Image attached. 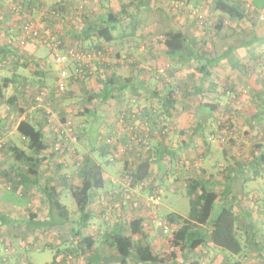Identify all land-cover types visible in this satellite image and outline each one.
<instances>
[{
	"label": "rangeland",
	"instance_id": "obj_1",
	"mask_svg": "<svg viewBox=\"0 0 264 264\" xmlns=\"http://www.w3.org/2000/svg\"><path fill=\"white\" fill-rule=\"evenodd\" d=\"M14 1H18L20 6L21 2L25 5L20 7L19 15L11 12V4ZM27 1L0 0V20L3 22L0 25L4 27L5 23L12 19L15 20L13 28L16 30L22 27L26 21L30 22L33 29L38 32V41L43 42L41 44H46L51 55L56 50L58 52L74 50L82 56L81 62L84 67H88V65L91 67V70H86L87 92L82 90L81 83L76 82L78 90L77 94L73 95L72 86L69 83L66 91L53 96L51 105H48L53 120L68 121L72 125L76 141L71 144V151L76 150L77 152L71 156L68 154L65 156L53 155L55 161L51 162L50 159L48 168L51 172L54 171L56 176H50L48 179L57 185L60 200L66 204L69 210L74 209V201L68 191L60 187L62 175L75 181V177H72L75 160L80 159L84 153H89L93 149L97 150L94 148V144L96 147L106 145L113 148L114 140L118 138L120 144L123 145L122 153L118 150L116 155L108 154L109 157L111 155L118 159L116 162H107V157L101 156L97 151L92 152V155L101 165L107 179L110 178L117 183L126 185L128 180L121 179L124 163L127 161L131 165L139 152L131 146L129 139L132 134L126 130H129V126L132 124L136 126V129L140 128L146 119L144 113L147 111L152 113V109L155 110L159 121L154 125H152V120L149 121L150 126L147 134L150 138V147L146 151L144 150L141 157L158 146L159 141L163 142L164 147L161 149L164 150V154L157 167H152L153 172L158 175L156 180L153 179L152 187L156 185L159 188L157 189L159 198L151 204L148 200L150 195L148 189L144 188L142 183L141 188L144 189L137 190L133 200L135 206L133 211L131 209L133 204L130 207L117 208L119 205L117 199L119 198L114 194L119 190L112 194L109 192L103 194V199L96 200V204L93 205V218L90 220L88 228L94 229V231H103L112 227L119 219L135 216L137 211L138 214L141 213L145 217L143 231L146 233L145 240L149 246L154 252L168 254L171 250L168 239L176 226L167 224L164 217L170 211L180 215L188 213L189 197L186 192V178L190 175H208L209 179L221 181L223 176L221 171L228 165H234L236 159H247L249 150L254 143L264 138V120L255 111L254 105L250 103L251 99L257 101V97L252 96V90H259L264 96V11H261L260 15H253L254 18L251 21L243 19L235 22L219 14V11H215L211 0H190L188 2L187 0H142L140 4L135 3L134 0H131L129 4L126 3L127 0H120V2L118 0L116 6L107 4L112 10L117 9L115 10L116 16L117 14L122 17L126 15L112 31L115 44L111 45L113 48L111 49L108 46L105 47V44L92 34L86 38L88 44L85 46H74L68 40L66 43H60L58 40L63 32L65 35L72 31L73 34L77 33L68 28L63 29L70 23L64 13L59 19L58 3L65 6L67 11L70 5L75 7V4L79 9L85 5L87 10L95 4L94 0H33L31 8ZM245 1L250 2L251 0ZM249 13L252 15L253 11L250 10ZM218 16L225 18L224 25L226 27L223 30L216 26ZM177 27L183 29L189 39L193 38L195 40L194 47L206 56H224L209 68L217 82L215 95L209 94L203 99L218 105L217 110L209 113L207 124L204 125V139L208 144L203 143L197 135L193 136L192 140L188 136L191 125L197 118L199 99L197 96L189 94L186 91V86L199 83L202 73L198 69L197 63L194 62V59L186 58L188 56L186 49L180 50L173 57L159 52L164 31ZM76 30L79 31V29ZM2 33L3 31L0 29V36ZM254 34L259 39L252 45L238 46L240 41L249 40ZM72 36L74 37V35ZM13 37L14 41H17V36ZM18 38L21 40L19 36ZM98 47H102V49L97 50ZM42 52H44L43 49ZM115 53L119 56L115 57ZM98 55L103 56L102 62L100 59L94 58ZM97 61L107 65L120 64L121 67H118L120 70L118 72L119 81L124 78L127 80L133 75L132 83L135 88L128 87L124 92L115 95L114 98L107 100L99 107L95 116H90L82 114L83 109L87 107L90 111L93 110L98 101L95 99L91 102H83L82 99L87 98L88 95L100 88L98 76L101 74L100 72L96 75L94 73ZM3 62L0 63V72L7 68ZM77 63L78 61L70 60L64 65L69 67L70 70H68L72 73L71 65L74 67V64ZM23 64L25 67L18 68L20 79L15 85V92H18L19 97H21L22 90L25 92V96L33 94L35 90L37 92L43 90L44 93L49 94L54 84L52 76H56L57 72L53 70V73L49 75L50 72L46 73L45 67L40 68L39 64L28 58ZM48 66L49 64L46 63V67ZM39 71L44 72L40 73L42 85H38L36 82ZM97 71L100 70L97 69ZM22 81L23 84H20ZM137 81L139 83L136 85ZM142 83L145 88L140 87ZM224 87L227 89L225 94L218 97ZM170 91H172L171 95H173L174 101L173 110H171V116L164 120L163 100ZM13 92V88H11L9 93ZM152 93L158 97L149 99ZM215 96L216 98H214ZM44 101L43 99L41 103L45 104ZM14 112L15 119L11 127L22 116L21 113V116L18 117V109ZM131 113H134L135 117L131 118ZM122 115L123 122H120ZM138 123L140 124L138 125ZM96 135L98 140L93 141V137ZM16 136L18 137L19 134L16 133ZM105 137H111L112 142H107ZM15 143L25 147V142L23 143L19 137ZM0 148L2 147L0 146ZM109 157L108 159H110ZM14 163V159H8L2 165L0 164V167ZM248 174H244L245 177H248L244 181V177L240 175V180L233 184V188L242 189L241 197L244 199L242 204L247 203V199L250 201L249 207L252 210L250 220L256 229V241H261L263 244L261 247L252 249L246 247L245 255L241 257V264H264V176L251 179V173ZM45 177V175L42 176L41 185L45 183ZM2 181L4 179L0 175V219H3L0 220V264H52V259L58 257L54 256L57 253L56 248L62 246L56 244L64 239L53 236L51 232L45 235L43 231L39 230L24 231L25 225L23 224L27 222L29 213L36 214L34 220H44L47 211L46 201L40 197L38 192L32 193L27 199L19 191H12L9 181L6 183ZM107 186L109 185L107 184ZM217 187L219 188V185ZM40 198L42 201L39 200ZM219 210L220 206L217 203L214 204L211 219L216 217ZM236 210L238 213L241 211L238 210V207ZM241 213L243 212L241 211ZM241 213L239 218L242 222L238 223L242 227L243 222L246 221ZM157 221H160L162 225H159ZM46 225L48 224L46 223ZM163 225L168 226L166 231H164ZM241 238L242 242L248 245L244 241L246 234ZM48 244L51 246L48 247ZM195 258L200 264L223 263L221 255L207 247L199 249ZM130 264L136 263L131 261Z\"/></svg>",
	"mask_w": 264,
	"mask_h": 264
},
{
	"label": "trees",
	"instance_id": "obj_2",
	"mask_svg": "<svg viewBox=\"0 0 264 264\" xmlns=\"http://www.w3.org/2000/svg\"><path fill=\"white\" fill-rule=\"evenodd\" d=\"M211 1L215 11H219V14L235 22L243 19L251 21L254 18L253 15H260L259 13L264 11V0H251L250 2L245 0ZM21 6H23L22 2ZM21 6H19L17 11H12V14H18ZM59 7L58 9L63 8V6ZM250 10L255 14L252 13L251 15L249 13ZM225 18L217 17L216 26L220 30L226 27L224 25ZM117 21L116 15L109 11L102 22L93 25L85 33L87 32L88 35L92 34L98 39L109 42L113 39L112 29ZM2 23V20H0V24ZM0 28H2V25H0ZM258 39L259 37L254 34L249 40L240 41L238 46H250ZM8 46L10 44H0V63L5 60L3 57L8 52L11 53ZM194 46L195 40L193 38L189 39L186 32L177 27L176 29H166L164 31V38L159 52L173 57L180 50L186 49L188 52L186 58L194 59V62L197 63L198 69L202 73L199 83L186 86V91L191 95L197 96L199 99L197 118L193 125H191L190 135L188 136L192 140V137L197 135L203 143L208 144L204 139V125L207 124L209 113L217 110L218 105L217 103L204 101L203 99L209 94L215 95L217 82L213 78L209 68L224 56H206ZM11 49L15 51V48L13 49L12 47ZM99 49L100 47L97 48V50ZM12 54L16 55L15 52ZM8 81L9 79H4L0 83L1 98H4L2 90L7 87ZM101 81L102 85L98 91L82 99L83 102H91L95 99L98 102L95 103L91 111L85 107L82 114L95 116L99 107L104 102L123 92L126 87L125 84H119V79L115 74H111L109 77L106 75ZM225 90L227 89L224 87L223 91L218 94V97L224 95ZM171 92L163 100L164 110L162 114H164V120H167V117L171 116V110H173L174 101ZM252 96L257 97V101L251 99L250 103L254 105L255 111L264 120V96L259 90H252ZM152 97L158 96L152 93L149 99ZM5 100L8 106L13 105L14 111L18 109V114L23 112V108L19 106L16 97L9 96ZM144 114L148 120H152V125L159 121L157 112L153 109L152 113L147 111ZM30 117L31 115L29 114L24 116L16 127L18 134L25 141V147L17 145H8L6 147L7 155L11 159H14L15 163L5 170L4 175L10 182L11 190L19 191L23 195L26 194L29 186L39 184V169L47 157L53 158V155L65 156L67 154L71 156L77 153L76 150L74 152L68 151L66 147L60 152L55 151L53 147L56 142V135L50 131L51 134L48 135V138H45L43 125L34 123ZM44 120L46 119L44 118ZM96 140H98L97 135L93 137V141ZM162 143V141H159V145L154 147L144 157H141L142 153L137 152L138 155L131 165L125 161L122 169L123 177L121 179L124 181L128 180L126 185L125 183H117V181L110 178L107 179L101 165L92 155V152L97 151L101 156L105 155L107 157V162H116L118 159L115 157L112 160L108 159V154H115L112 151L115 146L113 148H109L106 145L96 147V144H94V148L97 150L93 149L89 153H84L80 159L75 160V169L72 176L75 177V181L68 178V176L62 175L59 183L63 190L68 191L69 196L74 201V209L69 210L66 204L60 200V193L56 184H52L50 180L44 185L39 184V194L46 201L47 212L44 220H34L36 214L29 213L30 216L26 220L27 222L23 223L25 225L24 231L33 232L39 230L43 231L45 235L51 232L53 236L55 235L60 237V239H64L56 244L62 245L61 248H56V252L59 253L58 255L63 258L60 264H73L68 260L72 257L76 258V262L80 264H130L131 261H134L136 264H200L198 260H195V257L197 256V251L203 247H207L209 250L220 254L223 259L222 264H241V257L245 255L247 248L261 247L263 243L256 241V229L250 220L252 214V210L249 207L250 201L247 199L248 202L242 204L244 201L243 197H241L242 189L233 188V184L240 180V175L244 177L243 181L248 178L244 174L249 175L248 173H251V179L264 176V138L254 143L249 150V157L247 159H236L234 165L226 166L221 171L223 175L221 181L209 179L208 175H190L186 178V192L189 197L188 213L180 215L170 211L164 217L167 224L176 226L168 239L171 248L168 254L154 252L149 246V243L145 240L146 233L143 231L145 217L141 213L138 214L137 211L135 216L119 219L112 227L106 228L103 231H94V229L90 230L88 228L90 220L93 218V205L96 204V200L101 195L108 194V192L115 193L119 190L118 193L114 194L119 198L117 199L119 201L117 208L121 206L130 207L133 204L131 209L134 211L133 200L137 191L134 193V196L130 197L123 204L122 198L124 195L122 189L124 187L134 189L136 184L143 183L144 188L148 189L149 194L159 191L156 185L152 187L153 179L156 180L158 178L157 173L153 172L152 167H157L164 154V150L161 149L164 147ZM69 144L71 145L72 142L68 140L67 146ZM1 147L0 150L3 149L4 145ZM107 184L109 186L106 187ZM218 185L219 188L217 187ZM144 188H141V190ZM216 203L220 206V210L216 217L211 219V212ZM237 207L243 213L241 211L238 213ZM240 213L246 221L243 222L242 227L239 225L242 222L239 218ZM244 234H246L244 241L248 245L242 242L241 237ZM49 246L51 244H48ZM57 253L54 256L57 257ZM256 254H258L257 251Z\"/></svg>",
	"mask_w": 264,
	"mask_h": 264
},
{
	"label": "crops",
	"instance_id": "obj_3",
	"mask_svg": "<svg viewBox=\"0 0 264 264\" xmlns=\"http://www.w3.org/2000/svg\"><path fill=\"white\" fill-rule=\"evenodd\" d=\"M141 1L142 0H134V2L137 3V4L142 3ZM93 2L95 4L92 5L87 10H86L85 5H83L82 9L81 8L79 9L77 4H75V7L70 5L68 11H67L65 6H63L64 9L63 8L59 9V11H60L59 12L60 13L59 19L61 18L62 13H64V15L65 14L67 15V18L69 19V23H70L67 27H63V29L65 30V29L68 28L70 30H74V32L75 31L77 32V33L73 34L72 33L73 31H72L68 35H65V32H63V34H61V38L58 39V40H60V43H64V42L66 43V40H68V42L70 44L72 43L74 46H82V45L85 46L86 44H88V41H86V38L88 37V33L87 32L85 33V31H89L90 28H92L93 25L102 22V20L105 18V16L107 15V13L109 11H111V12H113L115 14V10H117L116 8L114 10H112L110 7H108L107 4L109 3L111 6H116V4L118 3V0H94ZM99 2H100V4H99ZM119 2H120V0H119ZM130 2H131V0H127L126 3L129 4ZM27 4H29V8H31V5L33 4V0L31 2H30V0H28ZM58 4H59V6H62V5H60L61 3H58ZM23 6H25V5L23 4ZM136 6H138V5H136ZM72 7H74V8H72ZM141 7H145V6H141ZM131 9H132V7H131ZM9 13H10V10H9ZM19 13L20 12H18L17 15H19ZM125 16L122 17V16L117 14L116 17L118 18V21L114 24V27H113L112 31L114 29H116L115 26L117 25L118 22L121 23L123 21ZM11 18H13V17H11ZM14 21L15 20L11 19L10 22L7 21L5 23L4 27L0 28L3 31L2 35L0 36V44H2V43L10 44V46H8V47H10V52H11V53L8 52V54L5 57H3L5 59L4 62H3V65H5V67H7V68H5L4 70H1V72H0V78H1L0 83H2V81L4 79L5 80L9 79V81H8L9 84L7 85V87L3 88V90H2L4 98L0 97V143H2L1 146L4 145L3 149H1L2 152L0 150V153H2V154H0V159H1L0 160V164L1 165L4 163V161H7L8 159L9 160L11 159L6 153L7 152V148L6 147L8 145H17V146H19L18 144L15 143V140L18 139V137H19L20 140L23 141V143L25 142L24 139L22 138V136H20V135L18 137L16 136V133L18 134V132L16 130V127H17L18 122L21 119L24 118V114L26 112V109H27L28 105L33 101L34 96L37 94V90H35V91H33V94H31V95L29 94V96H25V92L22 90L20 92L21 97H19L18 92L17 91L15 92V90H16L15 89V85L18 83V79H20L18 77V68L19 67H25V64H23V62H26L27 58H28L29 60L31 59V61L36 62L37 64H39L40 68L45 67L46 73H48V71L50 72L49 75L53 73L52 72L53 70H54V72L56 71L57 72L56 76L55 75L52 76V77H54V84H55L57 76H58V65L55 63L54 58L52 57L53 55H51V52L46 47V44H41L43 42H39L38 39H36L35 41L34 40H29V41H21V40H19L18 36L21 38V35H22L21 27L17 28L15 30V28H13V27H15L14 26L15 24L13 23ZM63 22H64V20H63ZM76 29H79V31H77ZM89 33H92V32H89ZM72 35H74V37ZM112 35H113V39L111 41H109V42L102 41L101 39H99V41H101L103 44H105V47L108 46L111 49H113L112 46H111V45L115 44V38H114L113 32H112ZM13 36H17V39H16L17 41H14L15 39H14ZM24 46H25V48H23ZM12 47H13V49L15 48V51L11 49ZM25 49L27 51H24ZM42 49H43L44 52H42ZM101 49H102V47L99 50H101ZM13 52H15L16 55H13L12 54ZM46 54H47V56H46ZM118 56L119 55L117 53H115V57H118ZM94 58L100 59L101 62L104 60L102 55L94 56ZM100 61H97V63L95 64V68L96 69L94 70L95 75L98 72H100V74H101L100 76H98V80L100 82V87L102 85V81L101 80L103 79V77L105 78L106 75H108V77H109L111 74H115L118 77V79H119L120 75H119L118 72L120 70L118 69V67H121L120 64L107 65V64H101ZM46 63L49 64L48 67H46ZM85 69L86 70H88V69L91 70V67L88 65V67L85 66ZM97 69H99L100 71H97ZM73 70H74V67L71 65V72H73ZM42 72L43 71H41V72L39 71V73L37 74V77H36L37 78L36 82H37L38 85L39 84L40 85L43 84V82L40 79V76H41L40 73H42ZM49 75H48V77H49ZM86 76H87V74H85L84 77L77 78V79H75L73 76L69 77L68 84L70 83L69 85L72 86V94L73 95H76L77 94L76 91L78 90V86L75 84L76 82L81 83L80 86H81V88H82V90L84 92L88 91L87 87H86L87 85H85L86 84V82H85V80H86L85 77ZM132 77H133V75H131V78H129L127 80H126V78H124L123 80L119 81V84H125L126 85V87L124 88L123 92L128 87H132V88L134 87L135 88V85H133V83H132V79L134 77L133 78ZM87 78H88V76H87ZM138 83L139 82L137 81V83H135V84L137 85ZM20 84H23V81L20 82ZM11 88H13V91H14L13 93H9V90ZM141 88H145V85L143 83L141 84ZM99 89H97L96 91H98ZM9 96L16 97L18 99L19 106L21 108H23L22 116H21V113L18 114V117L19 116H21V117L18 118V120L16 121V123L12 127H11V125H12L13 120L15 119V117H14L15 116V112H14L13 105L11 104L10 106H8V104L6 103L5 99L7 97H9ZM24 103H26V104H24ZM43 112H44L43 109H40L39 112H38L39 113L38 116L37 115H32L30 118H31V121H33L34 123H36L38 125H43L44 136H45V138H48V135L50 134V127H49L48 122L46 120H44L45 117L43 116L44 115ZM50 159H51V162L55 161L53 158H48L47 157L46 158L47 162H45L46 161L45 160L41 164V167L39 169L40 170L39 184H40V181H41V178H42L43 175L46 176L45 179H44L45 183H47L49 181L48 177H50V176L53 177V175H54V171L51 172L49 170V168H48V164H50ZM8 168H10V165L0 167V175L4 179V181H2L3 183H6V181H8V179L4 175L5 174V170H7ZM39 184L38 185L29 186V188L27 189V192L25 194L26 196L25 195H23V196L26 197L27 199H29V197L32 195V193H36V192L40 193V185L41 184L40 185ZM40 197L43 199V197L41 195H40ZM41 198L39 200L42 201ZM58 254L59 253H57V255ZM62 259L63 258H61V256L58 255V257L52 259L51 262H52V264L53 263L60 264V261ZM68 260L70 262H72L73 264H80V263L76 262V258L74 259L72 257V258H70Z\"/></svg>",
	"mask_w": 264,
	"mask_h": 264
},
{
	"label": "built area",
	"instance_id": "obj_4",
	"mask_svg": "<svg viewBox=\"0 0 264 264\" xmlns=\"http://www.w3.org/2000/svg\"><path fill=\"white\" fill-rule=\"evenodd\" d=\"M19 6H20V4L18 3V1H14L11 4V11H17L19 9ZM21 33H22L21 41L34 40V39L36 40V39H38V36H39L37 30H34L32 27V24L30 22H27V21L22 25ZM53 55H54V57H53L54 61L58 65V76H57L56 82L52 86L49 94L44 93L43 90H40L37 92V94L34 96L33 101L28 105L24 116H26L27 114H29L31 116L32 115L38 116L39 110L43 109V111H44L43 114L45 116L46 121L49 124L50 131L53 132L57 137L53 149L55 151L60 152L64 149V147H66V149L68 151H70L71 145L69 144V146H67L68 140L72 143L76 141V136L73 132V127H72V125H70V123L68 121L57 122V121L53 120L52 117L50 116L51 111H49L48 105H51V100L53 99V96L55 97V96H57L61 93H64L66 91L67 85H68V80H69V77L71 76V74L75 79H77V78L84 77L85 74L87 73V71H86L83 63L81 62L82 56L80 55V53L74 52V50H67L65 52H58L56 50L53 53ZM70 60L78 61L77 64H74L75 66H74V70L72 73L69 72L70 68L64 65V64L68 63ZM61 65H64V66L61 67ZM43 99L45 100L44 103L46 102L45 104L41 103ZM133 117H135V114L131 113V118H133ZM144 120H145V122L142 123L143 125H141L140 128L136 129V126H134L132 124L129 126V130H126L132 134V136H130L129 142L131 143V146H133L137 151H139L138 153H144L150 147V138H148V134H147L149 132V126H150L149 121L150 120H148L147 118ZM120 122H123V115L120 119ZM139 124L140 123H138V125ZM123 127H124V125H123ZM105 138H107V142H109V143L112 142L111 137H105ZM114 142L115 143L112 146L113 147L115 146L114 147L115 150L113 149L115 154H117V152H119V151H121L120 153H122L123 145L120 144L121 142L118 141V138H116L114 140ZM109 158H110V160L113 159V157L111 155ZM141 187H142V183L136 184L134 189L124 187L122 189V192L124 195L122 198L123 204L126 203L130 197L134 196L135 195L134 193L138 189H141ZM109 194H112V192H109ZM103 196L104 195H101L99 197V199L100 198L103 199ZM158 198H159V191L158 192L155 191L154 193H151L149 195L148 200L152 204L153 201L157 200ZM157 223L159 225H162V223L160 221H157ZM162 227H163L164 231H166L168 229L167 225H163Z\"/></svg>",
	"mask_w": 264,
	"mask_h": 264
}]
</instances>
